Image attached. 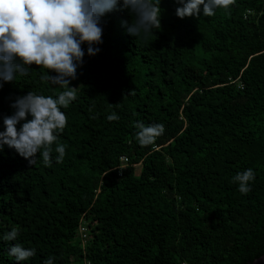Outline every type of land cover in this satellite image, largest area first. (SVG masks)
Masks as SVG:
<instances>
[{
	"label": "trees",
	"instance_id": "1",
	"mask_svg": "<svg viewBox=\"0 0 264 264\" xmlns=\"http://www.w3.org/2000/svg\"><path fill=\"white\" fill-rule=\"evenodd\" d=\"M175 7L161 0L147 37L126 31V9L102 19L100 51H85L70 81L77 98L52 152L64 143L62 161L0 150V236L16 227L37 249L17 262L14 241L0 239V264H248L264 254V0H231L210 17ZM46 71L33 63L0 87V129L17 95L61 90L40 80ZM112 111L118 120L106 119ZM137 120L164 132L141 145ZM246 167L256 178L241 193L232 177Z\"/></svg>",
	"mask_w": 264,
	"mask_h": 264
},
{
	"label": "clouds",
	"instance_id": "2",
	"mask_svg": "<svg viewBox=\"0 0 264 264\" xmlns=\"http://www.w3.org/2000/svg\"><path fill=\"white\" fill-rule=\"evenodd\" d=\"M175 15L214 16L218 8H227L231 0H175ZM161 0H0V87L14 81L17 75L29 73L32 64L43 65L47 71L40 80L60 85L56 94L28 90L11 102L13 111L2 116L0 150L5 145L14 149L30 164L39 153L45 164L53 159L62 161L66 154L64 143L55 144L57 155L53 157V142L59 139L67 123L65 109L77 98V69L84 63L85 51L95 55L103 42L106 14L126 9L130 20H122L126 31L134 36L147 37L157 25H161ZM82 45H86L83 47ZM48 69L54 70L53 75ZM119 114L109 112L108 120H118ZM135 137L141 145L152 144L164 132L159 121L134 122ZM19 125V126H18ZM256 178V171L246 167L232 177L241 193H248ZM19 229L11 227L0 239L14 241L8 254L17 262H26L36 255L37 249L25 246L17 240ZM43 264H55L49 255Z\"/></svg>",
	"mask_w": 264,
	"mask_h": 264
},
{
	"label": "built area",
	"instance_id": "3",
	"mask_svg": "<svg viewBox=\"0 0 264 264\" xmlns=\"http://www.w3.org/2000/svg\"><path fill=\"white\" fill-rule=\"evenodd\" d=\"M249 12H250V10H247V13H249ZM120 159H121V164L118 167L119 172L121 171L122 168L126 167L127 161H128V158L126 156H121ZM88 230H89V228L86 225V221L82 220L79 223L78 227H77V233L81 237L83 244L85 243V241L87 240V238L89 236V231ZM181 264H187V263L186 262H182Z\"/></svg>",
	"mask_w": 264,
	"mask_h": 264
},
{
	"label": "water",
	"instance_id": "4",
	"mask_svg": "<svg viewBox=\"0 0 264 264\" xmlns=\"http://www.w3.org/2000/svg\"><path fill=\"white\" fill-rule=\"evenodd\" d=\"M248 264H264V254L256 257L255 259H253Z\"/></svg>",
	"mask_w": 264,
	"mask_h": 264
}]
</instances>
